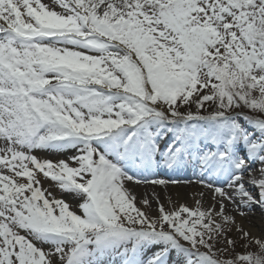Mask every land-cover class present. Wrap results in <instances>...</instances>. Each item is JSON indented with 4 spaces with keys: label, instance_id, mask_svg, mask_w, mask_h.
<instances>
[{
    "label": "snow or ice",
    "instance_id": "snow-or-ice-1",
    "mask_svg": "<svg viewBox=\"0 0 264 264\" xmlns=\"http://www.w3.org/2000/svg\"><path fill=\"white\" fill-rule=\"evenodd\" d=\"M0 264H264V0H0Z\"/></svg>",
    "mask_w": 264,
    "mask_h": 264
},
{
    "label": "bare ground",
    "instance_id": "bare-ground-1",
    "mask_svg": "<svg viewBox=\"0 0 264 264\" xmlns=\"http://www.w3.org/2000/svg\"><path fill=\"white\" fill-rule=\"evenodd\" d=\"M136 191L138 193H140V192H143L144 189L143 188H137ZM170 191L174 192L175 189H170ZM252 223H254L257 227L260 226L261 221H260V212H259V210L255 211V215L252 217Z\"/></svg>",
    "mask_w": 264,
    "mask_h": 264
}]
</instances>
